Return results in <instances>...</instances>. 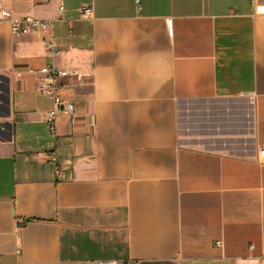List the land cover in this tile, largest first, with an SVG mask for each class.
<instances>
[{"label": "crops", "instance_id": "0c3cea01", "mask_svg": "<svg viewBox=\"0 0 264 264\" xmlns=\"http://www.w3.org/2000/svg\"><path fill=\"white\" fill-rule=\"evenodd\" d=\"M1 2L0 264H264V0Z\"/></svg>", "mask_w": 264, "mask_h": 264}, {"label": "built area", "instance_id": "2783aa9c", "mask_svg": "<svg viewBox=\"0 0 264 264\" xmlns=\"http://www.w3.org/2000/svg\"><path fill=\"white\" fill-rule=\"evenodd\" d=\"M0 0V23H8L10 32L14 35H27L30 33H37L47 29L50 25V21L37 20L33 17L26 16L21 19L12 21L10 20V14L7 9L2 5ZM138 2V0H136ZM81 18H89L91 16V8L88 5H82L77 10ZM51 45H49V48ZM37 75L35 82V89L42 95L49 98L52 102V110L46 114L45 125L48 131L51 133L55 132L56 119L60 114L68 115L70 118L73 117L74 104L71 101H64L60 96L61 85L59 79L74 75L64 69H57L53 65H46L37 71L33 72ZM262 153V151H261ZM50 161L55 164V171H58L57 159L54 155H51ZM220 242H216L215 246L219 247ZM97 264H121L116 260L98 261Z\"/></svg>", "mask_w": 264, "mask_h": 264}]
</instances>
